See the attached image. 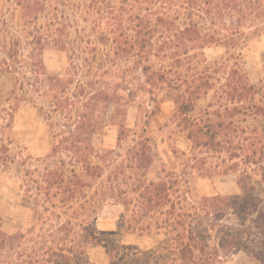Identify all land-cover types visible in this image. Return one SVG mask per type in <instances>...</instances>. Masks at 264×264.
<instances>
[{"label":"trees","instance_id":"16d2710c","mask_svg":"<svg viewBox=\"0 0 264 264\" xmlns=\"http://www.w3.org/2000/svg\"><path fill=\"white\" fill-rule=\"evenodd\" d=\"M5 4L0 71L17 84L0 101V168L18 167L31 182L27 196L43 210L26 231L7 233L0 225V264H88L86 249L99 243L97 220L109 205L123 207L130 234L161 240L158 251L123 263L113 257V264H227L240 252L264 264V80H250L242 54L264 36V0ZM219 44L235 53L215 68L204 51ZM49 49L66 55L62 74L48 71ZM123 61L132 67L123 70ZM133 71L136 90L155 106L132 146L121 151V122L119 147L103 151L97 136L135 102ZM158 90L169 92L194 150L227 153L244 166L240 194L195 198L188 178L167 171L158 182L148 180L157 158L149 133L150 119L161 113ZM26 104L52 131L44 158L12 153L15 115Z\"/></svg>","mask_w":264,"mask_h":264},{"label":"rangeland","instance_id":"374dc122","mask_svg":"<svg viewBox=\"0 0 264 264\" xmlns=\"http://www.w3.org/2000/svg\"><path fill=\"white\" fill-rule=\"evenodd\" d=\"M81 5H87L93 0H72ZM5 0H0V19L4 15ZM7 14V13H6ZM9 16H7V19ZM207 61L220 68L228 63L229 54L235 51L219 44L205 49ZM242 54L246 63V71L253 83L264 80V36L255 39L243 49ZM44 61L48 71L52 74H62L68 66L66 55L60 51L49 49L44 54ZM132 67L131 63L123 61V70ZM218 79L224 74L219 72ZM135 102L123 112V117L116 119L117 126L109 123L102 134L97 136L96 145L103 151L119 147V124L122 122L126 129L125 140L122 144L126 150L137 141L141 129L146 121V115L155 106L150 95L138 92V76L135 71L131 75ZM17 84L16 76L0 71V101L11 97ZM148 88H151L150 86ZM161 113L150 119V133L157 158L152 165L148 180L158 182L165 176V172H173L183 179H189L188 189L193 197H212L216 195L233 196L240 194L238 185L240 170L244 166L236 167L238 161L231 160L227 153H215L205 148L193 149V142L181 126V119L175 116V103L169 92L157 91ZM214 91L198 102L195 117L207 107L212 100ZM124 95V94H123ZM123 102V106H125ZM4 106L7 103L4 102ZM124 110V107H123ZM112 113V112H111ZM125 115V116H124ZM137 135V136H136ZM12 153L21 160L24 157L34 159L44 158L50 154L54 144L52 131L41 112L32 105H23L15 115L12 130ZM31 182L22 175L21 170L12 166L10 169L0 168V225L7 233L26 231L36 223L37 211H42L35 204L36 198L27 196V187ZM123 207L109 205L105 207L97 220L99 243L86 249L88 264H113V257L117 262L129 261L132 257L144 252H155L160 249L161 240L155 238H140L130 234L123 223ZM48 217V216H47ZM227 264H259L257 260L245 252L231 256Z\"/></svg>","mask_w":264,"mask_h":264}]
</instances>
